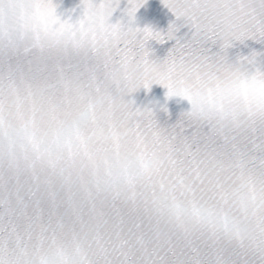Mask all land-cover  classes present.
Here are the masks:
<instances>
[{"label": "snow or ice", "instance_id": "obj_1", "mask_svg": "<svg viewBox=\"0 0 264 264\" xmlns=\"http://www.w3.org/2000/svg\"><path fill=\"white\" fill-rule=\"evenodd\" d=\"M162 3L192 36L170 74L126 87L109 66L156 63L145 41L174 25L110 24L114 0H82L75 23L0 0V264H264V72L204 47L264 37V0ZM153 83L190 103L181 125L123 99Z\"/></svg>", "mask_w": 264, "mask_h": 264}, {"label": "clouds", "instance_id": "obj_2", "mask_svg": "<svg viewBox=\"0 0 264 264\" xmlns=\"http://www.w3.org/2000/svg\"><path fill=\"white\" fill-rule=\"evenodd\" d=\"M141 35L143 37L144 33L142 32ZM230 66V72L241 70V67L238 65L230 64ZM161 72L170 74V70L164 68L163 62L150 64L147 67H137V65L127 61L117 60L109 66L106 75L108 79L117 86L124 85L126 87H131Z\"/></svg>", "mask_w": 264, "mask_h": 264}]
</instances>
